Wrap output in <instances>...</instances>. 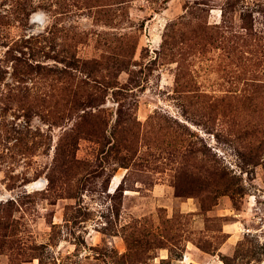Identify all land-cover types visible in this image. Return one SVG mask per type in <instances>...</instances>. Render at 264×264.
I'll return each mask as SVG.
<instances>
[{
  "label": "rangeland",
  "instance_id": "374dc122",
  "mask_svg": "<svg viewBox=\"0 0 264 264\" xmlns=\"http://www.w3.org/2000/svg\"><path fill=\"white\" fill-rule=\"evenodd\" d=\"M0 264H264V0H0Z\"/></svg>",
  "mask_w": 264,
  "mask_h": 264
},
{
  "label": "bare ground",
  "instance_id": "6f19581e",
  "mask_svg": "<svg viewBox=\"0 0 264 264\" xmlns=\"http://www.w3.org/2000/svg\"><path fill=\"white\" fill-rule=\"evenodd\" d=\"M37 17L36 16H33L32 18H31V22H37ZM31 188L32 189H36V188H38V183H36V184H34V185H31Z\"/></svg>",
  "mask_w": 264,
  "mask_h": 264
}]
</instances>
